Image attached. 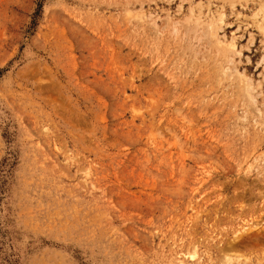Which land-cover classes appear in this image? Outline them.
<instances>
[{
  "label": "rangeland",
  "instance_id": "374dc122",
  "mask_svg": "<svg viewBox=\"0 0 264 264\" xmlns=\"http://www.w3.org/2000/svg\"><path fill=\"white\" fill-rule=\"evenodd\" d=\"M179 263L264 264V0H0V264Z\"/></svg>",
  "mask_w": 264,
  "mask_h": 264
},
{
  "label": "bare ground",
  "instance_id": "6f19581e",
  "mask_svg": "<svg viewBox=\"0 0 264 264\" xmlns=\"http://www.w3.org/2000/svg\"><path fill=\"white\" fill-rule=\"evenodd\" d=\"M221 15H223V13L221 14ZM222 17V16H221ZM221 17H220V19H221ZM213 22V21H212ZM210 25V28H211V30L212 29H214V23H210L209 24ZM213 36H217L218 34H217V32H213L212 31V33H211ZM217 42L218 43H222V44H229L230 46H232V47H235L236 46V44H235V41L234 40H227V38L224 36L223 37V39H221V38H219L218 36H217ZM195 254H190L189 252H186V253H184L183 255H191L192 257H194L195 255H196V251L194 252ZM228 262H232V259L230 258V257H228L227 259H226ZM181 261H183V259L181 260ZM237 261V260H236ZM179 264H182V263H179Z\"/></svg>",
  "mask_w": 264,
  "mask_h": 264
}]
</instances>
